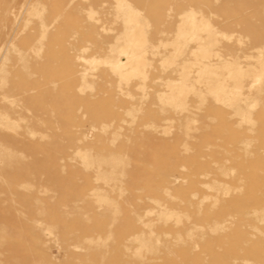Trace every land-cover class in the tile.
Returning a JSON list of instances; mask_svg holds the SVG:
<instances>
[{
	"label": "rangeland",
	"instance_id": "374dc122",
	"mask_svg": "<svg viewBox=\"0 0 264 264\" xmlns=\"http://www.w3.org/2000/svg\"><path fill=\"white\" fill-rule=\"evenodd\" d=\"M0 264H264V0H0Z\"/></svg>",
	"mask_w": 264,
	"mask_h": 264
},
{
	"label": "bare ground",
	"instance_id": "6f19581e",
	"mask_svg": "<svg viewBox=\"0 0 264 264\" xmlns=\"http://www.w3.org/2000/svg\"><path fill=\"white\" fill-rule=\"evenodd\" d=\"M142 27V26H141ZM136 28V27H135ZM145 30V29H144ZM138 32L139 33H141L139 30H138ZM136 35V31L135 30H133V32H131V34H129V36H128V39H129V42L131 43L132 41V43H131V45H133V43L134 42H136L135 40H137V42L138 43H140L141 41H142V38L144 39V37L142 36V34L139 36V35H137V36H135ZM181 37V36H180ZM144 41V40H143ZM142 41V42H143ZM147 41V40H146ZM128 42V43H129ZM144 43V42H143ZM142 43V44H143ZM136 45V44H135ZM134 45V46H135ZM120 53H121V55L122 54H125L126 56H128L129 58H128V61H129V63L132 61V58L135 56L134 54H133V52L131 51V49H125V47L124 48H121V50L119 51ZM145 53V52H144ZM143 53V54H144ZM143 58V57H142ZM142 58H140V56H139V59H142ZM137 61H139L140 62V60H137ZM142 61V60H141ZM144 62V61H143ZM121 63H118L117 62V64L116 65H120Z\"/></svg>",
	"mask_w": 264,
	"mask_h": 264
}]
</instances>
